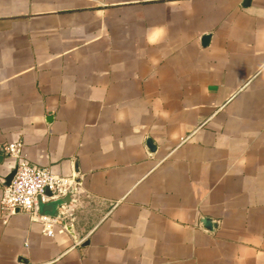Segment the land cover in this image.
Instances as JSON below:
<instances>
[{"label": "crops", "instance_id": "crops-1", "mask_svg": "<svg viewBox=\"0 0 264 264\" xmlns=\"http://www.w3.org/2000/svg\"><path fill=\"white\" fill-rule=\"evenodd\" d=\"M0 264H264V0H0Z\"/></svg>", "mask_w": 264, "mask_h": 264}, {"label": "built area", "instance_id": "built-area-1", "mask_svg": "<svg viewBox=\"0 0 264 264\" xmlns=\"http://www.w3.org/2000/svg\"><path fill=\"white\" fill-rule=\"evenodd\" d=\"M23 148L20 141L7 144L6 151L16 161V167L10 184L4 188L2 208L8 214L20 211L28 213L33 221L42 223L46 236L53 237L57 224L66 228L65 215H60L57 219L40 217V202L64 198L75 182L54 175L48 168L33 166L27 160ZM71 215L70 211L66 214Z\"/></svg>", "mask_w": 264, "mask_h": 264}, {"label": "water", "instance_id": "water-1", "mask_svg": "<svg viewBox=\"0 0 264 264\" xmlns=\"http://www.w3.org/2000/svg\"><path fill=\"white\" fill-rule=\"evenodd\" d=\"M208 40H209L208 37L204 38L203 43L205 44V42H207ZM13 176H14V173L12 175V178H13ZM75 193H76V185H74L72 187V189L68 192V194L64 198H61V199H58V200L55 201L56 203H54L55 204L54 206L56 207L55 209H56L57 212L52 215V217H54V219H57V218L60 217L59 209L62 206H68L70 203H72V201H73L72 197H73V195ZM41 206H44V203L40 202V207ZM204 223L206 224V226L208 228H211V223H212L211 220L206 219L204 221Z\"/></svg>", "mask_w": 264, "mask_h": 264}]
</instances>
